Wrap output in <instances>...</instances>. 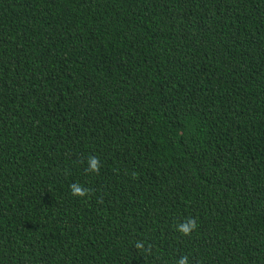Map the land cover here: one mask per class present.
<instances>
[{
    "label": "trees",
    "instance_id": "16d2710c",
    "mask_svg": "<svg viewBox=\"0 0 264 264\" xmlns=\"http://www.w3.org/2000/svg\"><path fill=\"white\" fill-rule=\"evenodd\" d=\"M182 256L264 264V0H0V264Z\"/></svg>",
    "mask_w": 264,
    "mask_h": 264
},
{
    "label": "clouds",
    "instance_id": "9594fccd",
    "mask_svg": "<svg viewBox=\"0 0 264 264\" xmlns=\"http://www.w3.org/2000/svg\"><path fill=\"white\" fill-rule=\"evenodd\" d=\"M98 166V163L95 159L91 161V167L92 169H96ZM73 195L76 196H83L85 194V190L80 186L73 184L71 186ZM197 227V223L195 219L188 218L186 219L182 224L178 225L179 231H181L184 234H188L190 231L194 230ZM137 247H141L140 244H137ZM177 264H188V257L182 256Z\"/></svg>",
    "mask_w": 264,
    "mask_h": 264
}]
</instances>
